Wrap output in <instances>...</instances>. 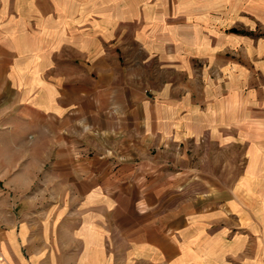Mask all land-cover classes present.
<instances>
[{"label":"crops","instance_id":"1","mask_svg":"<svg viewBox=\"0 0 264 264\" xmlns=\"http://www.w3.org/2000/svg\"><path fill=\"white\" fill-rule=\"evenodd\" d=\"M244 27L264 30V0H0V264L57 256L51 234L31 229L56 224L57 193L85 195L86 205L100 194L118 227L136 224L138 206L151 214L167 190L152 177L137 187L132 164L114 167L109 138L125 133L130 159L156 136L179 143L228 130V96L199 65L264 64V38L232 32ZM191 72L209 89H186ZM234 124L264 147V116ZM46 163L50 186L32 185ZM30 192L53 197L42 213H26ZM207 195L130 241L153 264H264V186L247 180ZM106 238L95 239L103 258Z\"/></svg>","mask_w":264,"mask_h":264},{"label":"rangeland","instance_id":"2","mask_svg":"<svg viewBox=\"0 0 264 264\" xmlns=\"http://www.w3.org/2000/svg\"><path fill=\"white\" fill-rule=\"evenodd\" d=\"M232 32L248 35L254 41L264 38V30L260 28L244 27L240 30L233 28ZM230 54L228 51V58ZM233 60L228 59L227 71H224L221 65H206V62L199 65L201 69L204 68L206 78L213 82L217 81L216 84L220 85L223 93L228 96V130L212 132L203 130L200 136L188 135L184 142L179 143L173 140L166 142L156 136L146 155H131L130 159L122 149L126 141L123 137L126 136L125 133L108 139L110 144L106 145L105 153L110 158L111 164L114 167L128 163L134 165L138 169L136 171L140 173L136 178L137 187L143 184L145 186V182L154 180V185L158 189L162 186L168 191L165 192L163 200L149 211L151 214L145 218L144 208L138 206L136 210L130 211L131 217L138 219L136 224L129 226L125 218H121L118 227L113 221L116 214L113 215L112 211L96 203L100 194L90 196L86 205L85 195L57 193L56 224L51 227L39 225L31 228L36 233L51 234L49 243L57 256L52 259L41 258L37 264L51 262L52 264H153L143 249L140 250L138 244L130 241L134 235L144 232L146 228L144 225L150 220L160 217L167 209L175 210L177 207H184L183 205L189 207L199 197L202 202L208 201L209 191L213 193L223 187H237L247 180L249 185L264 186V147L257 145L255 135L251 137L250 134V139L244 138L241 132L233 127L234 123H240L241 119L251 120L264 116V64L256 66L250 62L244 65L238 63L235 66L233 62H236V59L233 57ZM171 68H169V76L172 78ZM154 70L160 71V67H154ZM193 78V72L185 75L186 89L207 90V83L199 80L202 78L201 74L196 76L198 79L196 83L193 82ZM200 100L206 99L200 98ZM239 101H244L246 104L236 109L235 107L239 106L236 102ZM248 108L249 113L246 117L244 112ZM97 149L94 145H90L86 152L92 156L97 154ZM48 164L43 165L42 172L39 177L38 175L35 177L32 185L50 186ZM150 177L152 178L149 179ZM132 180L134 182V179ZM134 196H139V193ZM25 197L30 200L26 203L28 214L42 213L44 206H48L47 197L53 198L38 192H30L25 194ZM103 233L104 237H108L104 241L107 258L101 256V248L95 242L98 237H103Z\"/></svg>","mask_w":264,"mask_h":264}]
</instances>
